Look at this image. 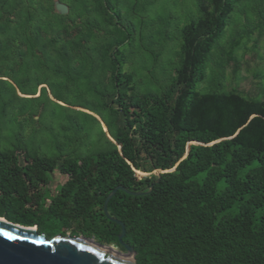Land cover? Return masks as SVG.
Listing matches in <instances>:
<instances>
[{
    "label": "trees",
    "instance_id": "obj_1",
    "mask_svg": "<svg viewBox=\"0 0 264 264\" xmlns=\"http://www.w3.org/2000/svg\"><path fill=\"white\" fill-rule=\"evenodd\" d=\"M61 1L66 14L32 0H0V113L7 122L19 102L45 96L44 113L64 107L47 93L60 101L63 93H92L113 140L78 153L56 135L53 152L21 131L12 146L0 140V216L48 237L63 229L119 251L126 243L134 264H264V99L225 90L222 68L214 89L199 87L212 62L222 67L214 53L246 0H198V15L180 29L174 74L147 90L128 67L136 27L122 0ZM237 45L227 51L233 73ZM38 90L34 98L17 94ZM156 169L164 171L159 178L135 175ZM55 170L66 180L51 193ZM118 185L142 192L117 190L107 203L124 223L122 241L121 225L103 210Z\"/></svg>",
    "mask_w": 264,
    "mask_h": 264
},
{
    "label": "rangeland",
    "instance_id": "obj_2",
    "mask_svg": "<svg viewBox=\"0 0 264 264\" xmlns=\"http://www.w3.org/2000/svg\"><path fill=\"white\" fill-rule=\"evenodd\" d=\"M32 3L56 12H59L56 9L57 3L67 6L61 0H32ZM122 3L123 13L130 14L136 27L134 46L128 50V67L135 72L142 89H160L168 82L178 65L180 29L190 16L198 15V0H122ZM235 39L238 45L233 55L238 60L239 68L233 73V61L227 60V51ZM214 58L218 63H222V67L215 62L211 63L207 79L199 85L201 91L215 88L213 82L222 68L225 72V90L235 87L248 96H260L264 99V0L243 1L215 51ZM45 86L46 83L40 85ZM39 92L38 90L35 94H17L20 97L34 98L40 95ZM47 94L51 100L64 107L51 105L47 111L41 112V102H47L43 94L41 102L28 100L24 104L19 102L9 107L8 114L12 118L10 121L5 122L0 113V140L5 146H12L19 131L29 144L38 145L50 152L54 151L55 135L66 144L67 150L73 153H78L83 148L89 150L95 143H104L105 136L108 137L109 133L105 131L107 129L98 115L100 108L91 105L92 93H63V101L55 99L51 93ZM79 123L82 124L80 129L75 125ZM83 140L88 142L85 147ZM160 171L162 170H135V175L141 178ZM65 180L66 175L55 170L50 174L46 187L51 193H55L58 185ZM55 234L66 235L71 232L67 230L63 233V229H58ZM105 244L104 246L119 251L112 243ZM126 255L132 260L130 254Z\"/></svg>",
    "mask_w": 264,
    "mask_h": 264
},
{
    "label": "water",
    "instance_id": "obj_3",
    "mask_svg": "<svg viewBox=\"0 0 264 264\" xmlns=\"http://www.w3.org/2000/svg\"><path fill=\"white\" fill-rule=\"evenodd\" d=\"M56 9L62 14L68 11L67 6L63 3H57ZM105 131L107 132V130ZM108 137L111 138L109 134ZM162 172L164 171L157 173L158 178ZM151 189L152 185L146 192ZM117 190L131 194H141L142 192L130 191L124 186L118 185L108 193L104 200V213L109 219L121 225V233L118 238L122 241L125 234L124 223L110 216L107 211V203ZM0 229H4L11 237L0 235V264H134L135 262V251L132 246L126 243L124 244L126 253L106 251L102 248L106 244L100 243L92 237L71 234H55L48 237L44 232L38 230L37 225H23L10 221L4 216H0ZM126 254H131L132 260L124 258L123 256Z\"/></svg>",
    "mask_w": 264,
    "mask_h": 264
},
{
    "label": "bare ground",
    "instance_id": "obj_4",
    "mask_svg": "<svg viewBox=\"0 0 264 264\" xmlns=\"http://www.w3.org/2000/svg\"><path fill=\"white\" fill-rule=\"evenodd\" d=\"M102 248H103L104 250H106V251H115V250L110 249V248H108V247H106V246H102ZM130 255H131V254H130ZM123 257L126 258V259H128V258H129V255H124Z\"/></svg>",
    "mask_w": 264,
    "mask_h": 264
},
{
    "label": "snow or ice",
    "instance_id": "obj_5",
    "mask_svg": "<svg viewBox=\"0 0 264 264\" xmlns=\"http://www.w3.org/2000/svg\"><path fill=\"white\" fill-rule=\"evenodd\" d=\"M0 235L7 236V237L11 238L10 234L8 232H6L4 229H0Z\"/></svg>",
    "mask_w": 264,
    "mask_h": 264
}]
</instances>
